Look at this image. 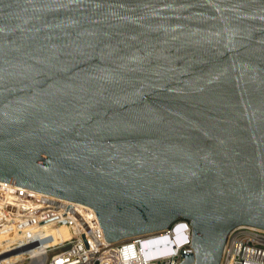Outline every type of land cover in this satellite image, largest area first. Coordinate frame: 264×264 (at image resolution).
Masks as SVG:
<instances>
[{
	"label": "water",
	"instance_id": "1",
	"mask_svg": "<svg viewBox=\"0 0 264 264\" xmlns=\"http://www.w3.org/2000/svg\"><path fill=\"white\" fill-rule=\"evenodd\" d=\"M0 181L219 264L264 230V0H0Z\"/></svg>",
	"mask_w": 264,
	"mask_h": 264
},
{
	"label": "built area",
	"instance_id": "2",
	"mask_svg": "<svg viewBox=\"0 0 264 264\" xmlns=\"http://www.w3.org/2000/svg\"><path fill=\"white\" fill-rule=\"evenodd\" d=\"M2 223L7 233L18 230L23 245L15 249L48 245L42 264H178L181 253L191 252L190 225L181 217L165 230L107 243L90 207L0 181ZM219 264H264V230L233 228Z\"/></svg>",
	"mask_w": 264,
	"mask_h": 264
},
{
	"label": "bare ground",
	"instance_id": "3",
	"mask_svg": "<svg viewBox=\"0 0 264 264\" xmlns=\"http://www.w3.org/2000/svg\"><path fill=\"white\" fill-rule=\"evenodd\" d=\"M8 229L9 227L6 223L0 224V244L7 242L11 239L20 237L18 230L14 229L11 232L7 233ZM60 231H61L62 237L66 238L67 232L63 228H60ZM47 234L48 232H45L43 237L48 236ZM43 240H46V239H43ZM20 245H23V243L17 246L19 247ZM17 246L0 251V264H11V260L16 259V258L19 259L24 256H26L27 259H29L28 263L32 261L31 264H42L44 260V256L46 254L45 250L46 248H48V245H43L42 243H38L37 245H34V246L27 245L22 248L15 249V247ZM28 263H25V264H28Z\"/></svg>",
	"mask_w": 264,
	"mask_h": 264
},
{
	"label": "rangeland",
	"instance_id": "4",
	"mask_svg": "<svg viewBox=\"0 0 264 264\" xmlns=\"http://www.w3.org/2000/svg\"><path fill=\"white\" fill-rule=\"evenodd\" d=\"M47 232V231H45ZM21 238L20 237H17V238H14V239H11L7 242H4L2 244H0V251L1 250H4V249H8V248H12L14 246H17L19 244H21ZM29 261V259H27L26 256L24 257H21V258H16V259H13L11 260V264H25Z\"/></svg>",
	"mask_w": 264,
	"mask_h": 264
}]
</instances>
